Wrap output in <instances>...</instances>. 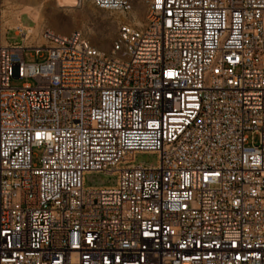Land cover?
<instances>
[{"label": "built area", "instance_id": "2783aa9c", "mask_svg": "<svg viewBox=\"0 0 264 264\" xmlns=\"http://www.w3.org/2000/svg\"><path fill=\"white\" fill-rule=\"evenodd\" d=\"M86 1L109 50L8 44L0 0V264H264V0Z\"/></svg>", "mask_w": 264, "mask_h": 264}, {"label": "rangeland", "instance_id": "374dc122", "mask_svg": "<svg viewBox=\"0 0 264 264\" xmlns=\"http://www.w3.org/2000/svg\"><path fill=\"white\" fill-rule=\"evenodd\" d=\"M3 5L4 21L8 20L14 26H18L22 19L26 28L38 27V31L27 42L31 46L42 44L41 33L44 29L49 28L58 34H71L74 31H79L97 48L109 50L118 33L119 23L123 19L121 14L100 10L90 1L72 8L59 7L58 0H3ZM139 9L143 15V8L139 7ZM29 11L33 12L35 16L29 14ZM9 28L11 27L6 28L4 40L8 44L22 43V37L17 36L16 32ZM24 57L29 64H42L47 61L49 54L43 52L39 57L35 55V52L27 50ZM25 83L36 86L33 79L12 80L13 87H22ZM34 152L37 156L35 164L39 165L43 150L35 149ZM135 162L137 165L153 167L158 165L159 156L155 153H141L136 156ZM116 182L117 176L107 173H91L85 177V186L89 188L114 186Z\"/></svg>", "mask_w": 264, "mask_h": 264}, {"label": "bare ground", "instance_id": "6f19581e", "mask_svg": "<svg viewBox=\"0 0 264 264\" xmlns=\"http://www.w3.org/2000/svg\"><path fill=\"white\" fill-rule=\"evenodd\" d=\"M58 5H59V7H69V8H72V7H79L80 5H79V3L77 2V0H58ZM29 14H32V15H34L35 16V14L33 13V12H31V11H29L28 12ZM3 18H4V16H3ZM7 19V18H6ZM37 20H38V18H37ZM18 21V20H17ZM38 22V21H37ZM18 26H22L20 23H18ZM7 27H11V28H13V27H16V26H14L13 24H11V22L10 21H8V20H5L4 21V23H3V29H4V31H5V29L7 28ZM38 27L37 28H33V29H28L27 28V30L29 31V37L31 36H34V34H35V32H37L38 30ZM30 40V39H29Z\"/></svg>", "mask_w": 264, "mask_h": 264}, {"label": "crops", "instance_id": "0c3cea01", "mask_svg": "<svg viewBox=\"0 0 264 264\" xmlns=\"http://www.w3.org/2000/svg\"><path fill=\"white\" fill-rule=\"evenodd\" d=\"M20 23H21V25H23L24 27H27V26H25L23 23H22V19H20ZM7 29H5V31H6ZM4 31V32H5Z\"/></svg>", "mask_w": 264, "mask_h": 264}]
</instances>
